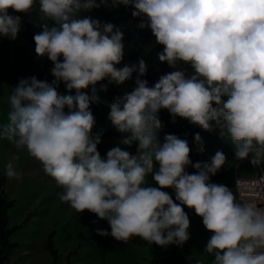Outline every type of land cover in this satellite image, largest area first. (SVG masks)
<instances>
[{"label": "clouds", "instance_id": "1", "mask_svg": "<svg viewBox=\"0 0 264 264\" xmlns=\"http://www.w3.org/2000/svg\"><path fill=\"white\" fill-rule=\"evenodd\" d=\"M38 2L41 19L58 26L43 24L33 37L35 52L48 56L54 63L52 75L76 94L61 96L35 77L22 79L9 96L8 123L0 126V136L26 148L42 164L63 189L61 201L107 220L110 233L97 229L98 235L125 243L135 236L149 244L182 246L190 238V220L181 206L186 205L212 233L205 248L212 264H264V207H258L264 205V177L237 181V200L227 186L209 182L225 165L223 152L208 163L192 164L186 140L175 135H166L163 144L157 140V113L167 109L206 131L214 123L221 136H230L237 159L264 164V0H112L111 6L131 5L133 17L145 18L139 27H150L155 42L164 46L159 61L173 69L178 64L193 69L187 77L182 69L162 75L154 87L141 79L147 72L143 59L138 65L115 67L124 54L119 28L91 17L73 18L81 9L108 6V0ZM35 3L0 0V35L16 39L21 17L10 15L9 9L27 13ZM133 72H138L136 87L111 105L109 119L120 132L130 133L122 143L138 141V155L115 147L103 159L89 110L98 97L95 89L92 97L81 90L105 78L123 84ZM195 141L203 152L198 133ZM154 161L159 169L153 179L160 187H145ZM189 165L195 174L185 171ZM5 172L10 179H21L12 161ZM164 188H173L180 204Z\"/></svg>", "mask_w": 264, "mask_h": 264}, {"label": "rangeland", "instance_id": "2", "mask_svg": "<svg viewBox=\"0 0 264 264\" xmlns=\"http://www.w3.org/2000/svg\"><path fill=\"white\" fill-rule=\"evenodd\" d=\"M9 14L20 15L21 19L28 23V30L32 35L37 31L40 24L47 23L49 27L58 26L54 21L41 19L38 0H36L33 9L27 13H17L9 9ZM85 17L97 19L102 24L105 23L101 17L94 13L93 9H81L73 18L83 19ZM116 20L118 24L126 21L125 17H118ZM1 36L28 45L27 41L22 39L21 27L16 39ZM156 44L155 37H152L143 41L136 48L147 53ZM133 49V44L124 46L123 58L119 64L115 65L117 69L126 65L132 66V60L127 55ZM60 62H63V59H60ZM162 63L158 58L154 60L151 66L147 68L145 76L152 75ZM186 66V64H179L177 69L183 70ZM159 79L148 84V86L154 87ZM116 85L126 91L130 88V79L123 84ZM15 88L14 81L11 78L4 81L0 91V126L8 123L9 96ZM92 88L95 89L98 100L103 99L105 96L103 81L92 85ZM226 99L227 97H222V100L226 101ZM67 111L68 109L65 108V112ZM188 125L191 129L198 126L190 123L189 120ZM112 127L114 125L111 123L109 116L101 125H98L95 121L92 134L100 137L97 149L108 152L115 147H120L125 150L126 144L122 141L128 138L130 133L121 132L120 137L117 139L105 138L103 136L104 131ZM198 127L204 148L202 153L207 152L202 156L203 163H207L217 151L223 152L226 157L225 165L215 175L210 176L212 183L227 186L233 191L232 182L235 177L254 176L255 171L250 165V158L244 160L236 158V148H234V143L227 133L221 136L220 129L216 128L214 123L212 131H206L200 126ZM164 138L165 134L162 133L157 140L160 144H163L165 142ZM133 142L138 145V141ZM197 144L200 148L201 144ZM100 155L103 159L107 157ZM132 155H138V152ZM9 161H12L16 170L22 174L21 179H10L6 176L5 169ZM155 163L154 161L153 171L145 177L143 185L145 187H160L153 179L158 171ZM42 167L38 160L28 154L26 148H17L13 142L0 136V173L7 179L4 193L7 199L13 200L15 203L8 213L9 227L23 224L10 237V241L17 243L19 247L11 253L8 264H53L52 258L46 250L50 235L53 247L57 251L56 264H151L153 259L167 257L175 249L177 253L186 252L195 263L200 261L201 264H212V255L205 252L210 235L203 225L202 217L196 215L194 209H184L190 220L188 229L190 238L182 246L172 244L165 246L164 249H154L150 245H134L129 241L127 243L117 241L111 235L101 236L97 234V229H103L110 233L111 229L107 220L99 219L95 214L88 211L77 212L68 203L61 201L59 193L63 189L57 186L54 180L42 175ZM162 190L170 196H175L173 188Z\"/></svg>", "mask_w": 264, "mask_h": 264}, {"label": "trees", "instance_id": "3", "mask_svg": "<svg viewBox=\"0 0 264 264\" xmlns=\"http://www.w3.org/2000/svg\"><path fill=\"white\" fill-rule=\"evenodd\" d=\"M99 4L100 0H96ZM112 0H108V6L101 4L98 8H93L94 13L101 17L105 23H111L116 28H119L123 33L122 44L124 46L134 45V49L130 52L127 57L134 61V65H138L141 59L144 60L147 68H149L154 60L158 58L159 53L163 52V45L156 44L152 47L149 52L144 53L142 50L136 47L143 41L150 39L153 36L150 27L140 28L139 24L145 18L133 17L132 12L134 11L131 5L125 6L119 4L115 7L111 6ZM20 16V15H13ZM118 17H125L126 21L122 24L117 23ZM21 30L22 39L26 40L28 45H24L21 42L14 40H9L3 38L0 35V91L5 80L11 78L14 81L15 87L18 86L22 79H31L32 77L37 78L39 81L46 82L49 85L55 87L59 95H75L76 90H69L67 87V82L57 81L52 75V69L54 68V63L48 58L47 55L39 56L35 52V41L34 36L28 30V23L21 19ZM63 57H59V60ZM179 65V64H178ZM177 65V66H178ZM174 69L167 63L163 62L156 71L150 76H143L141 79L148 81V84L153 83L155 80L160 78ZM185 75L190 76L193 73V69L190 65H187L184 69ZM138 72H133L132 78L130 79L131 88L126 93H131V91L136 87V77ZM103 81V87L105 90V97L97 102H90L89 110L91 111L95 121L98 125L104 123L105 119L109 116L111 111V105L115 102L114 97L122 98L125 93L122 89L109 79L105 78ZM81 92L92 97V85L88 88L82 89ZM158 119L161 122V128L157 131V139L162 133L166 135H175L182 140H186L189 144L190 153L189 158L192 164L200 162L203 164L204 160L202 156L207 152L202 153L199 151V145L195 141V135L199 134V127L196 126L194 129L188 125V120L181 118L179 116L173 117L172 114L167 109H160L157 113ZM121 135V132L114 126L108 128L104 131L103 136L108 139H117ZM97 151L107 156V152L101 151L99 148ZM125 151L129 152L130 155L136 154L138 152V145L133 142L130 145H125ZM211 160V159H210ZM208 160V162H210ZM207 162V163H208ZM156 168L159 169V164L155 163ZM185 171L188 174H195L197 170L191 165L187 166ZM41 173L43 176L50 180H54L52 177L45 174L43 167L41 168ZM7 179L4 175L0 173V264H8L9 257L12 252H14L19 245L17 243H12L10 241L11 235L22 225H15L9 227V217L8 213L15 205L13 200L6 198L4 193V188ZM158 185V184H157ZM174 203L180 204L179 201L175 199V196H171ZM183 209H187L186 205H181ZM208 231V230H207ZM211 237L212 233L209 232ZM129 242L134 245H150L154 249H164L165 246H159L155 243L149 244L140 237H132ZM46 250L49 252L52 263L56 264L57 261V251L53 247L51 240V235L49 236L46 244ZM68 264V263H67ZM151 264H196L195 261L188 256L186 252L177 253L172 250L170 255L163 258L153 259Z\"/></svg>", "mask_w": 264, "mask_h": 264}, {"label": "built area", "instance_id": "4", "mask_svg": "<svg viewBox=\"0 0 264 264\" xmlns=\"http://www.w3.org/2000/svg\"><path fill=\"white\" fill-rule=\"evenodd\" d=\"M44 24V23H43ZM43 24H40L37 28V31L34 33L38 34L39 32L43 31ZM33 35V36H34ZM118 99L117 96L114 97V101L116 102ZM251 167L254 169L255 174L252 177H235L233 179V194L237 197V200H239V196H240V189L238 188L237 185V181H241V180H246V181H251V180H256V181H260L261 177H264V164H252L250 162ZM261 188H264V183L261 184ZM258 207H264V205H258Z\"/></svg>", "mask_w": 264, "mask_h": 264}, {"label": "crops", "instance_id": "5", "mask_svg": "<svg viewBox=\"0 0 264 264\" xmlns=\"http://www.w3.org/2000/svg\"><path fill=\"white\" fill-rule=\"evenodd\" d=\"M4 38V37H3ZM132 65H134V61H132ZM114 83V82H113ZM115 84V83H114ZM130 88H131V82H130ZM130 88L128 89V90H123V92L126 94L129 90H130ZM92 93H93V88H92ZM61 96H64V95H61ZM105 97V96H104ZM103 97V98H104ZM210 183H212V180L210 179V181H209ZM209 238H210V236H209ZM176 250V249H175Z\"/></svg>", "mask_w": 264, "mask_h": 264}, {"label": "bare ground", "instance_id": "6", "mask_svg": "<svg viewBox=\"0 0 264 264\" xmlns=\"http://www.w3.org/2000/svg\"><path fill=\"white\" fill-rule=\"evenodd\" d=\"M234 148H235V145H234Z\"/></svg>", "mask_w": 264, "mask_h": 264}]
</instances>
